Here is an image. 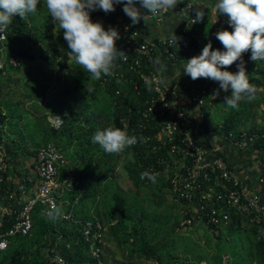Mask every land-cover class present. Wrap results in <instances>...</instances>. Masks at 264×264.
<instances>
[{
	"label": "trees",
	"instance_id": "trees-1",
	"mask_svg": "<svg viewBox=\"0 0 264 264\" xmlns=\"http://www.w3.org/2000/svg\"><path fill=\"white\" fill-rule=\"evenodd\" d=\"M217 2L218 0H212L211 7L205 12L202 11L203 19L197 20L193 29L203 36L204 47L211 42L212 50L224 51L223 45L215 35L221 29L216 28L211 21L212 10ZM196 9L201 11L197 5ZM217 16L228 18L219 15L218 12ZM90 18L92 22L102 24L109 16L103 10H96L90 13ZM103 27L107 30L109 26ZM111 27L116 28L113 25ZM7 36L1 50L3 49L8 60L14 58L20 61L17 68L6 67L5 70H0V141L4 140L10 147L11 165L16 163L12 166L13 169L18 173L30 172L24 162L25 157L32 159L30 166L34 167L36 150L48 143L55 144L67 159L66 167L60 171L61 180L72 176L81 185V200L75 217L84 222L100 221L107 229L105 243L114 241L121 248L125 258L122 264H145L144 260L160 264H202L204 261L207 264H223L222 255L225 252L220 246L227 245L226 240L224 243L216 244L219 252L210 259L198 255L197 250H193L199 247L197 242L187 241L186 234L185 236L179 234L180 229L184 228L182 220L192 218L194 213L187 210L183 216H173L174 220L170 224L168 219L170 216L165 211L163 197L166 190L173 195L164 173L167 164L159 165L157 162L158 159L165 157L171 162L170 173L177 169L173 158L167 155V148L154 152V143L138 141L119 154H109L99 144L92 143V137L97 131L111 126L126 129L130 136L146 137V134H152L154 132L152 129L142 134L125 127L124 123L126 118L135 121L133 113L146 105L145 101L152 95V91L140 89L141 95H138L131 84L118 82L103 74L97 80L85 72L71 55V50L63 38V30L53 23L46 0H39L34 14H27L24 19L19 16L13 17L7 29ZM116 46L118 48L117 41ZM202 49L199 50L200 54ZM178 55L180 59L195 56L194 53L187 52H179ZM1 56L2 53L0 60ZM246 62L250 72V83L254 84L256 89L254 98L249 100L245 96L247 99H242L238 107L233 109L224 104V97L230 95L231 91L221 98L214 97L212 93L207 98L206 121L208 123L211 112L215 111L212 110V104L220 103L228 115L223 121L214 119L212 123L214 130L225 136L232 135L237 141L246 133L255 134L258 141L264 143V129L247 125L252 116L251 112L264 103L263 96L258 100L256 98L259 89H264V60L253 62L249 59ZM23 70L29 75L28 81L24 84L23 98L30 102L32 111L22 110L23 114L20 115L17 109L21 102L4 100L1 91L3 82L7 84L13 75H21ZM27 75L21 79L24 80ZM117 90L121 91L120 96L116 94ZM61 114L65 115L64 124L59 130H55L51 127L48 117ZM16 118L23 120L25 127L31 132L34 149L21 147L17 141L16 136L20 133L14 131L13 121ZM6 130L12 132L10 136ZM121 163H124L128 178L137 191L155 187L153 196H150L149 209L131 203L127 193L117 185L115 172ZM152 166L161 172L156 176L155 183L148 178L143 180L140 178V174L150 172ZM34 179L29 183L32 191L30 196L34 195L38 187L37 185L33 188L36 185ZM27 180L29 181L28 178ZM107 181L113 186L112 203L104 211L98 208L92 211L94 205L88 206L91 197L95 198V201L94 194L98 191L97 188ZM221 189L216 187L215 192L219 193ZM173 196L175 201L183 203L187 208L186 201ZM208 203L210 207L217 209H224L226 205L225 201L218 202L214 198ZM44 208L36 205L32 213L33 228L30 235L13 237L8 248L0 251V264H51V257L55 254L62 256L67 264H97L90 256L89 244L84 238L82 226L62 220V213H54L55 215L48 217L43 213ZM67 209L64 206V211ZM201 215L193 226L201 223L208 231L218 234L219 238L223 234H243L241 239L246 244L244 253V248L242 249L243 255L249 258L252 264H264V234L259 227L251 226L244 229L241 216L233 213V220L229 226L221 224L213 228L207 225V217ZM189 244L195 247L192 248ZM103 249V260L108 262L105 255L108 249L107 247Z\"/></svg>",
	"mask_w": 264,
	"mask_h": 264
},
{
	"label": "built area",
	"instance_id": "built-area-1",
	"mask_svg": "<svg viewBox=\"0 0 264 264\" xmlns=\"http://www.w3.org/2000/svg\"><path fill=\"white\" fill-rule=\"evenodd\" d=\"M198 1L177 0V11L184 17L182 29L176 35L180 38L178 44L175 42V36L151 42L143 35V30L150 23H163L170 9L153 16L137 0L135 7L140 10L142 16H150L146 21L141 19L133 25L131 18L123 11L124 4H115V11L111 12L109 19L102 21V24L107 27L113 25L119 31L121 38L117 42L118 49L123 50L128 55V59L126 62L117 59L116 67L109 77L124 84H131L138 95H141L140 89L152 91V95L145 101L146 105L133 113L135 121L126 118L124 123L125 127L142 134L152 129L154 132L150 135L146 134L145 138L149 144L154 143L153 151L167 148V155L175 161L177 169L172 174L171 162L165 157L158 159L157 162L159 165L167 164L164 173L171 192L178 200L186 201L187 210L195 214L184 221L183 226H193L199 216L204 214L208 226L216 228L222 224L227 227L235 213L241 216L244 229L257 226L264 234L263 197L253 193L248 184L234 176L231 165L220 148H215L214 157L208 159L206 149L195 135L196 124L206 120L207 98L212 93L214 97L219 98L226 93L220 90L219 95L215 96V90L219 89L218 82L206 78L193 81L188 75L182 89L170 87L164 82V71H160L159 64L154 63L158 58L163 64L187 61L191 58L180 59L179 52L200 55L199 50L205 45L204 39L193 29L197 23ZM140 24L143 25L138 27ZM6 40L0 39V55L3 52L1 45ZM242 59L245 62L246 73L250 76L246 62L251 59L250 50L243 54ZM239 63L240 61L222 70L235 73L238 71ZM19 66L18 59L8 60L6 55L5 60H0V70ZM230 91L229 89L227 93ZM116 94L120 96L121 91L117 90ZM48 121L53 129L59 130L64 124L65 115H50ZM228 137L236 140L232 135ZM256 137L249 138L243 135L240 141L238 140L239 145L242 147L249 140L253 142ZM10 161L6 143L2 140L0 141V251L8 248L13 237L30 235L33 228L32 213L39 204L45 207L43 213L46 216L62 213V220L81 225L92 259L96 260L97 264H113L103 260L107 230L104 225L100 221L84 222L75 217L81 200V185L72 176L61 180L60 171L67 165L65 154L53 143L36 150L34 170L39 184L33 196H30L29 188V183L33 181H28L26 177L17 187H12L10 172L13 168ZM150 173H156L157 176L161 174L155 166L150 167ZM260 183H264V178L260 179ZM216 187L222 188L219 193L215 192ZM213 198L218 202L225 201V208L210 207L208 201ZM64 206L68 208L67 211H64ZM230 261L229 255L222 256L223 264H229ZM51 264L67 263L62 256L55 254L51 257ZM153 264L160 263L154 261Z\"/></svg>",
	"mask_w": 264,
	"mask_h": 264
},
{
	"label": "clouds",
	"instance_id": "clouds-1",
	"mask_svg": "<svg viewBox=\"0 0 264 264\" xmlns=\"http://www.w3.org/2000/svg\"><path fill=\"white\" fill-rule=\"evenodd\" d=\"M38 2L39 0H0V39L8 38L6 32L13 17L24 19L27 14H34ZM136 2L137 0H46V6L53 23L63 30V38L76 63L99 80L102 74H112L117 59L126 62L128 55L116 46V41L121 38L119 31L111 26L105 30L100 22H92L91 12L103 10L107 14L115 11V4L123 3V11L134 25L141 19L146 21L150 15L173 10L177 5V0H139L141 6L150 13L142 16L135 7ZM215 10L219 15L228 17L232 28V31L220 30L215 34L225 50H212L209 42L200 55L183 61V72L193 81L206 78L218 82L219 89L215 90V96L219 95L220 90L227 93L230 89L231 94L224 97V104L235 109L245 96L249 100L253 99L256 91L255 85L250 83L242 56L251 50L253 62L264 60V0H218ZM203 16L202 11H197V20H202ZM179 39L175 36L177 44ZM237 61H240L237 72L222 70ZM154 63L159 64L160 71L167 70V66L159 58ZM138 141L146 142V138L130 136L126 129L115 126L97 131L92 137V143L99 144L109 154H119ZM157 175L145 171L140 174V178H148L155 183Z\"/></svg>",
	"mask_w": 264,
	"mask_h": 264
},
{
	"label": "rangeland",
	"instance_id": "rangeland-1",
	"mask_svg": "<svg viewBox=\"0 0 264 264\" xmlns=\"http://www.w3.org/2000/svg\"><path fill=\"white\" fill-rule=\"evenodd\" d=\"M213 11H216L215 9ZM214 20H216V26L219 29L223 30H232L228 23V18L225 19H220L216 14H214ZM118 42V41H117ZM3 50V49H2ZM1 60H5V52H1ZM26 71L23 70V72L20 74L13 75L11 78V81H6L3 82L2 85V91H1V96L4 100H9L12 102H21L20 107H18L17 110H19V114H23L21 111L26 110V111H32L31 104L28 100L23 98V95L25 93V82L28 81L29 75L24 77V80L21 79L22 76H25ZM13 81V82H12ZM247 98H245L246 100ZM215 111H212L210 117H209V125L212 126V123H214V119L216 117H219L220 120H224L226 118L227 111L225 110V107H223L220 103H218V106H215ZM252 116H250L249 121L247 125H253L252 121L257 120V121H262L264 120V106L261 105L260 108H257L251 112ZM218 123V122H217ZM13 124L15 125L14 131H17L19 136H16L17 141L20 143L21 147H27L29 150L34 149L33 147V140L31 136V132L25 127L23 120H19L16 118L13 121ZM219 124V123H218ZM6 133L10 136L12 132L9 130H6ZM14 133V132H13ZM32 159L30 157H25V164L26 167L30 170V172L33 174L32 168L30 166ZM14 162V160H13ZM16 165L14 164L12 166ZM14 168V167H13ZM35 173V171H34ZM36 175V173H35ZM115 181L117 182V185L120 186V188L127 193V197L129 198V201L131 203H134L136 205H142L144 208L149 209L150 208V196L152 195L153 190H155V187L152 188H143L140 191H137L133 186L132 183L130 182L128 178V174L124 169V163H121L118 167V169L115 172ZM112 185L107 181L103 183L101 186L97 188V192L94 194L96 196V200L94 201L95 198L91 197L90 201V207L94 205V208H98L100 211H104L105 208L112 203ZM164 197V206H165V211L166 213L170 216L168 217L170 224L173 222L174 217L177 216H183L185 215L188 211L186 206L183 203H180L179 201H175L174 196L166 190L165 193H163ZM158 201V199L156 200ZM86 205V207H88ZM167 208V209H166ZM172 215V217H171ZM185 220H182V225ZM184 227V226H183ZM179 234L182 236H185L186 234V240L187 241H195L199 244V247L193 250H197L196 253L198 255L206 256L209 257L210 259L216 254V252H219V248L215 247L216 242L213 240L214 236L213 233L208 231V229L202 225L201 223H196L194 226H187L184 227L183 229H180ZM232 236V239L234 241V245H223L220 246L222 247V250L224 252H227L230 254L232 260L236 259V262L231 261L230 264H252L251 260L247 258L246 256L243 255L242 253V247L241 243H239L236 239L239 237L238 233L230 234ZM225 237V236H224ZM225 240V239H223ZM224 243V241H223ZM191 244V243H190ZM189 244V245H190ZM104 247H107V251L105 252L106 258L108 262L113 263V264H122L125 262V258L123 256L121 248L114 242H106ZM190 247H195L194 245H190ZM212 249V250H211ZM221 250V249H220ZM236 250H240L239 252H236ZM241 252V253H240ZM145 264H153L151 261H145ZM210 263V262H209ZM202 264H207V262H202Z\"/></svg>",
	"mask_w": 264,
	"mask_h": 264
},
{
	"label": "crops",
	"instance_id": "crops-1",
	"mask_svg": "<svg viewBox=\"0 0 264 264\" xmlns=\"http://www.w3.org/2000/svg\"><path fill=\"white\" fill-rule=\"evenodd\" d=\"M211 1L212 0H199L197 2L198 9L205 12L207 8L211 7ZM214 9L215 8H213V10ZM213 10L211 21L212 23L216 24V20H214V14L217 15V11ZM107 14L110 17L111 12ZM183 22L184 17L180 12L177 11V7L175 6L173 10L170 9L168 16L163 23H150L148 26H146V28L143 30V35L148 41L151 42L158 41L162 38L171 37L174 35L176 36L181 31ZM216 28L218 27L216 26ZM165 65L167 66V70L163 72L165 84L168 85L170 83L168 86L179 90L182 89L185 82L187 81V75H185L183 72L184 62H168ZM262 96L264 97V89L260 88L258 93L256 94L257 100L262 98ZM215 106L217 107L218 104H212V110H215ZM262 106H264V103L262 104ZM216 118H218V120L220 121L219 117ZM252 123L258 129H264V120L263 122L253 120ZM195 135L198 136L201 144L206 149L208 159H212L214 157L215 148H220L227 161L230 163L234 176L248 184L253 193L260 194L264 199V183H260V179L264 178V143L259 142L258 138L256 137L253 142L249 140L244 146L241 147L239 145V141L233 140L230 137L225 136L222 133H219L218 131L214 130L213 127L210 126L206 120L205 122L199 121L196 124ZM246 136L252 138L255 136V134L246 133ZM6 150L8 154H10V147L7 144ZM31 168L33 174L31 172L18 173L15 169H12V171L10 172V176L12 179V187H17V185H19L21 181L24 180V177H27L31 181H33V179L35 178L34 180L36 182V185L33 187L35 188L39 184V181L34 173V167ZM217 235L218 234H213V240L216 242V244L222 243L226 240L228 245H234V241L231 235L223 234L220 238ZM238 235L239 237H237L236 240L241 243L242 249L244 248V253L246 244L245 242H242L243 240L241 239L243 234ZM239 251L236 250V252ZM226 254L230 256V254H228L227 252H225L223 255ZM231 261H234L235 263L236 259L232 260L231 258Z\"/></svg>",
	"mask_w": 264,
	"mask_h": 264
}]
</instances>
